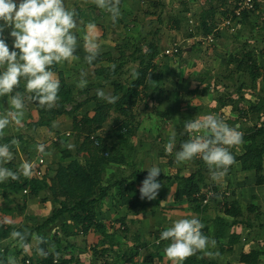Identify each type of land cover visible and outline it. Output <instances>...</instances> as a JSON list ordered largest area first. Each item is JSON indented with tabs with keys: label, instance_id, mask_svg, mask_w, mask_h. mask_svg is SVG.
Returning <instances> with one entry per match:
<instances>
[{
	"label": "rangeland",
	"instance_id": "374dc122",
	"mask_svg": "<svg viewBox=\"0 0 264 264\" xmlns=\"http://www.w3.org/2000/svg\"><path fill=\"white\" fill-rule=\"evenodd\" d=\"M255 2L256 9L260 13H256L253 17L249 16L241 27L231 29L222 25V21L231 13L229 11L235 5L230 0H120L121 15L115 23L110 19V14L96 7L92 0H65L66 7L75 8L78 13L79 30L76 31L78 38L76 53H78L80 48L79 43H83L82 52L84 56L87 54L84 50L83 36L86 25L92 22L97 25V35L101 44V53L98 57L101 58V61L96 65L88 66H81L79 61L64 62L62 65H58L57 70H54L61 83L73 89L75 99L62 108L64 111L52 119L51 125L40 124L41 114L36 102H30L26 104L21 124H11L5 129L4 135L13 134L16 139L22 137V140H18V152L14 153L16 165L19 166L23 160L30 161L31 158L41 154L37 151V145L41 143L46 145L44 153L45 171L49 166L54 168L59 166L58 163H61L60 157L63 151H67L68 155H70L62 162L64 164H68L74 158L79 159L84 164L86 162L96 163L97 159L99 160L100 152L86 138L85 134L77 135L74 132V119L75 117L80 118L87 113L93 114L99 101L96 95L97 89H103L106 92L110 91L114 95L115 89L110 81L106 79V74L116 68H113V66H120V61H124L123 66L120 68V80L122 84L129 86L135 77L127 72L123 75V72L128 67L130 69H138L140 63L134 64L133 58L146 51L150 43H154L159 50V55L154 59L153 64H157L159 72L163 71L165 74L162 81L163 89L166 92L160 94L158 90L154 97L142 93L143 102L141 103L138 100L135 106V112L137 111L138 113V120L140 119L138 122L141 123V127L135 130L136 135L130 138L127 145L121 146L116 136L108 138L110 130L116 129L113 111L110 112L111 117L105 125L103 136L108 146L112 147L111 150L117 158L125 159V162L118 166L123 170L120 176L131 175L135 169L147 171L146 169L153 165L158 166L161 173L163 172L167 176L172 174L174 176L185 175L196 171L198 166L201 165L199 156L190 162L181 164H177L175 161V151L178 150L181 144L180 141L185 142L192 135L184 130V122L189 119H203L206 115L215 114L224 119L230 127L243 131L247 125L243 127L240 121L243 117L238 119L240 117L239 114L243 109L247 110L251 102L258 101L257 95H259L260 89L262 90L261 93H264V80H259L260 83L256 85V88L250 89L252 87L250 86L251 78L248 68L245 71L246 75L237 74L236 72L232 73L233 70L237 69V64L240 63L239 58L235 54L243 48L250 50L253 47L252 45H255L260 53V58L264 61V4L258 0H255ZM202 13H206L205 19H203ZM258 16L263 17V19L260 21ZM203 20H206L211 25H216L213 30L216 41L213 44L207 45L203 43L202 36L205 26ZM259 25L261 28L257 29ZM9 31L10 29H7L4 36L7 38V43L11 50L12 38L8 36ZM81 39L83 42H81ZM175 44H178L181 48L178 54L165 55L163 53L166 48L173 47ZM81 71L88 73V83L83 89L77 86ZM231 74H233L232 77ZM227 75H230V79L226 78ZM149 81L151 85L156 82L155 79ZM225 83L230 85L228 89L225 88ZM232 84L234 85L233 87ZM20 89L19 91H24L23 81ZM206 89L208 91L204 92ZM209 93L212 95L211 98L217 102L222 97L224 102L227 103L226 107H221L220 104L212 101V99L210 101L207 98ZM242 97L245 98L241 99ZM159 98H162V100L160 101ZM233 101L236 102L234 103ZM8 107L7 100H4L0 103V113H3ZM57 107L56 105L54 108ZM44 109L47 110L45 112L47 113L46 116L50 117L54 114L53 110H51L52 108ZM69 111H74V114ZM255 121L254 118L252 120L249 118L247 127L254 125ZM54 123L57 125L56 127H53ZM172 131L176 133V149H174L172 154H168L165 150V145ZM67 133L71 135L66 138ZM58 134L63 135L60 147H57L56 143L53 142V137ZM68 143H72L74 148L69 150L66 146ZM114 170H117V167L107 170L103 175L107 179ZM234 170H231L230 174L232 175L229 174L228 177L220 181L225 182V184L222 183L224 184L222 189L226 191L228 179L233 183V187L239 186L238 183L244 184L242 186L243 190L237 193H241L242 196L244 216L253 218L255 227L246 228L245 225L243 226V231L241 230L244 237L243 241L247 243L253 236L257 240L249 245V249L261 247L264 250V227H260V224L264 225V198L261 196L264 193L263 190L254 186L258 177L264 176V171L263 174H257L252 171L243 173L236 169ZM233 175L235 180L230 177ZM204 177L208 184H212L213 181L209 173H204ZM166 181V177L160 180L162 184L161 193L167 198H172L175 195L176 183L172 182L171 186L163 188ZM235 183H237V186H235ZM46 197H48V191H43L39 196H34L33 194L25 195L27 203L29 200L32 201L25 211L17 212L16 223L29 229L39 227L57 209L47 205ZM160 201L159 199L154 200L150 205L153 209L149 210V217L144 220L147 225L153 223L149 218L155 211L154 209H158L156 207ZM212 203L214 204L213 200L210 199L208 204ZM250 204L260 205L261 207H258L257 211L251 212L249 211ZM94 208L96 209L94 211L98 215H104L105 219L113 220L112 215L114 213L117 214L113 210L114 206L111 202L107 206L96 204ZM109 208L111 211L106 212ZM134 220V223L124 224L127 229H123V226L121 228L118 226L119 246H112V251L107 252V255H105L111 264H132L129 261V255L126 257L117 256V253L120 251L127 255L126 253H130L131 249L136 245L140 236L142 220L138 218ZM56 224L59 226L58 230H55L57 225H53L37 232L35 235L38 234L45 237L48 241V248L51 245H55V251L60 248V255H65L68 251L71 252L69 259L79 260L76 264H84V262L97 264L93 261H88V256L84 251L89 250L92 256H101V250L104 247L103 243L98 242L99 247L96 250V247L92 245L94 238H86L82 234L72 236L70 242L67 243L65 233L61 232L63 227L61 220L57 221ZM159 229L156 233L159 232ZM70 233L71 231L68 232V234ZM141 236L142 239L146 238V234ZM32 243L33 241L30 245H33ZM9 245V255H18L20 247L11 237L3 241L0 247ZM31 250V253H33L35 247H31ZM147 253L144 255H147ZM238 253L219 255L221 257L219 261L221 263L231 262L234 264V262L238 261V257L236 258ZM30 257H33V254L24 256V259ZM143 258L141 260L142 263L151 264Z\"/></svg>",
	"mask_w": 264,
	"mask_h": 264
},
{
	"label": "trees",
	"instance_id": "16d2710c",
	"mask_svg": "<svg viewBox=\"0 0 264 264\" xmlns=\"http://www.w3.org/2000/svg\"><path fill=\"white\" fill-rule=\"evenodd\" d=\"M234 5L233 7H235ZM234 9V8H233ZM232 9V10H233ZM230 10L229 12H232ZM206 13H202V16L205 19ZM249 17L248 11L243 12V18L247 21ZM204 33L202 37L213 34V30L216 25H211L203 20ZM247 47V45H246ZM246 50V51H245ZM189 53V52H188ZM159 55V50L154 43H150L149 47L143 53L136 55L133 58L134 64L137 62L140 63L138 69H130L129 67L125 73L133 72L138 73V77L132 81L129 86L122 84L120 80L121 67L124 64V61H120V66H115L114 70L109 71L106 74V79L110 81L113 85L115 92L114 95L119 96L120 99L114 103L109 104L104 100L99 99L96 108L93 111V114H84L80 118L75 117L74 119V132L78 134H85L86 138L96 146L100 152L99 160L97 159L96 163L86 162L85 164L77 158L69 161L68 164L62 163L68 158L67 151H63L62 156L60 157L61 163H58L56 167V173L50 179H47L48 172L45 171L42 177L36 176L34 174L31 177L25 178L21 175L19 180L13 181L8 179L7 181L0 183V244L11 237V232L13 230L23 231L27 229L30 233L35 235L37 232L52 227L57 223L59 218L63 215H69L71 221L64 224L62 231L66 235L67 243L70 242V238L77 236L76 232L77 226H80L85 233H88L90 229H94L99 234H104L108 241L119 246V238H116L112 234L106 232V224L98 218L97 213L94 211V205L108 197L113 193L114 188H117V196L119 198L118 203L131 210H135L140 201V193L136 188L137 183L141 182L147 176V171H141L140 169H135L131 175H121L123 170L118 166L125 162V159H118L117 156L111 150L112 147L108 146L106 139L103 136L105 130V125L110 120V112L113 111L115 115L114 126L116 129L110 130L108 133V138H113L116 136L121 144V146L127 145L130 141V138L135 136V130L141 127V123L138 122V113L135 112V106L137 101L143 102L142 93L150 97H154V94L160 91V94L165 93L163 89V75L164 72H159V67L156 64H153L154 59ZM240 63L237 64V69L233 70L232 73L239 71L244 72L246 68L249 69V76L251 78L250 86L254 89L258 84V79L261 77L264 79V65H261L257 56L254 52L243 48L237 54ZM101 61V58L98 57L96 61L93 62L94 65L98 64ZM118 62V61H117ZM58 65L54 67L53 70H57ZM233 74H231L232 77ZM245 75V74H244ZM227 79H230V75H227ZM155 79L156 82L151 85L149 80ZM226 84V83H225ZM234 85L232 84V87ZM230 87L229 84H226V89ZM237 88V87H236ZM19 90H21L19 88ZM85 90V89H84ZM246 90V89H245ZM208 90L206 89L207 92ZM257 95L258 101L251 102L250 107L239 114V118L242 122L243 127L248 126L249 118L256 120L254 125L250 127H245L244 130H240L243 133V143L245 152L242 155H234L233 149L231 148L232 154L235 156V162L240 161L244 170L255 169L257 174H261L264 169V93ZM244 96V95H243ZM245 97H242L243 99ZM75 95L73 89L68 87L66 84L61 83V88L59 92V101L57 103V108H52L54 114L52 116H46L45 110L38 103H36L37 108L41 114V120L39 121L41 125H51L52 119L56 115L61 114L62 108L67 103L74 101ZM161 101L162 98H159ZM234 102V101H233ZM232 102V103H233ZM236 102V101H235ZM234 102V103H235ZM218 103L221 107H226L227 103L224 102L223 98L218 99ZM139 108V106H138ZM77 110V108H76ZM66 112V111H65ZM71 114H74V111H69ZM165 116V115H164ZM263 122V123H261ZM237 123V121H236ZM242 127V128H243ZM103 132V133H102ZM59 135V134H58ZM13 138H16L12 135H3L0 137V143H9ZM67 138V137H66ZM17 140H22V137H19ZM53 141L56 143L57 147H60L61 141ZM66 141V140H65ZM183 143V141H180ZM12 151L18 152L17 148H13ZM43 157L44 154H39ZM37 155L36 157H38ZM36 157L31 158L30 160L35 159ZM45 158V157H44ZM201 165L198 166L196 171H193L190 174L185 175H176L175 177L167 176L165 173H160L158 180L160 181L163 178H167L168 182H171L174 178L178 183V187L175 191V197L177 200L188 199L191 209L197 213L199 216L204 215L205 209L204 200L207 197L206 192L210 189L214 190V195L211 199L216 198L219 195V190L215 184H208L205 181L204 173H209L207 165L201 159ZM46 165V164H45ZM13 170H16L19 166L16 165L15 160L5 165ZM117 167V170L110 173V176L106 179L103 174L109 169H114ZM45 169V166H44ZM204 172V173H203ZM172 177V178H171ZM112 179V180H111ZM115 179V180H114ZM258 183H264V176L258 177ZM27 189L30 192L24 193V190ZM43 191H48V197L45 200H53L60 204V207L53 211V213L48 217L39 227L37 228H27L25 226H20L17 223L10 220V216L16 212H23L27 209L28 203L25 198L27 194H33L34 196H39ZM197 193H200V196H197ZM209 205V204H207ZM206 205V206H207ZM260 205L252 204L249 207V211L255 212L258 210ZM224 215H218L213 220V236L216 239H224L225 243L220 246V255L224 253H232L235 243L240 240L239 235L236 233H231V229L236 225H247L254 226L253 218L244 216V211L242 210V205L239 201H230L224 204L223 210ZM7 220L9 223H4ZM263 225L261 224L260 227ZM208 226L204 227L202 231L205 235L208 236L206 232L209 231ZM71 231L70 234L68 232ZM117 237V236H116ZM16 242V241H15ZM32 242L31 236L28 239V243ZM165 241H162L158 247H156L155 252H149L147 255L143 254L141 249L148 247L149 243L142 241L140 239L136 245L131 249L130 253H124L118 251L117 256H130L132 264H138L142 258L149 263L155 262L156 258L162 259L164 253L159 249L164 244ZM17 243V242H16ZM18 245V244H17ZM46 251L49 250L48 244L41 245ZM144 247V248H143ZM9 246L0 247V264H7V258L9 253ZM24 249L20 247V252L22 253ZM60 248L56 252L59 253V258L55 257L52 254H49L47 258L40 257L34 253V256L30 258V262H27L28 259H24L22 264H70L73 261L72 259L65 258V255H60ZM107 251V250H106ZM106 251L104 253H106ZM19 252V253H20ZM122 253V254H121ZM264 255L263 249H252L248 253H242L241 261L245 264H262L263 261L261 256ZM139 256V261L136 262L135 259ZM220 256L216 259H207L202 256H192L183 262V264H222L219 262ZM70 260V261H69ZM104 264H111L106 261ZM225 264H233L231 262Z\"/></svg>",
	"mask_w": 264,
	"mask_h": 264
},
{
	"label": "clouds",
	"instance_id": "9594fccd",
	"mask_svg": "<svg viewBox=\"0 0 264 264\" xmlns=\"http://www.w3.org/2000/svg\"><path fill=\"white\" fill-rule=\"evenodd\" d=\"M98 7L110 14L113 23L121 15L120 0H92ZM10 29L8 36L12 38L11 50L4 33ZM78 13L75 8H68L65 0H0V97H7L9 107L0 113V137L11 124L20 125L26 104L36 102L41 107L51 109L59 101L61 81L53 70L56 65L78 60L76 55L78 38ZM84 57L88 65H92L101 53V44L97 35V25L89 22L83 36ZM115 66H113L114 68ZM88 73L81 71L77 86H87ZM134 77L138 73L133 72ZM24 91H19L21 82ZM99 99L109 104L116 103L120 97L110 91L97 89ZM57 125L54 123L53 127ZM184 130L192 135L179 145L175 151L177 164L190 162L200 157L207 165L212 181H221L235 163L231 148L243 143V133L230 127L224 119L215 114L203 119H189L184 122ZM176 133L172 131L165 150L172 154L176 149ZM19 141L13 138L9 143H0V183L11 179L19 180L33 175L34 165L23 160L16 170L5 165L14 159L13 148L18 149ZM67 148H74L68 143ZM46 145H37V151L45 153ZM147 176L139 187L140 199L155 200L162 187L158 176L161 170L151 166ZM4 223H9L5 220ZM205 225L196 216L175 219L170 227L160 233L159 240L169 241L164 249L165 256L171 264H183L189 257L198 252L216 258L219 252L209 250L216 248V240L205 235ZM12 240L25 250L35 247L37 255L47 258L49 254L59 258L55 245L45 250L41 245L48 241L41 235H33L27 229L13 230ZM31 236L33 245L28 243ZM7 264H17L14 256L7 258Z\"/></svg>",
	"mask_w": 264,
	"mask_h": 264
},
{
	"label": "crops",
	"instance_id": "0c3cea01",
	"mask_svg": "<svg viewBox=\"0 0 264 264\" xmlns=\"http://www.w3.org/2000/svg\"><path fill=\"white\" fill-rule=\"evenodd\" d=\"M259 13H260V11H259ZM253 16L254 15H252V17ZM258 18H260L259 19L260 21H261V19H263V17H260V16H258ZM263 27H264V23H263ZM260 28H261V26L259 25V27H257V29H260ZM81 42H83L82 39H81ZM82 44L83 43H79L80 48L78 49V53H76V55L79 57V59L78 60H73V61L81 62L80 63L81 66H88V64L84 60L85 56H84V54L82 52L83 51ZM252 46L253 47L250 50L252 52H254L255 56L258 57L260 64L264 65V61H262V59L259 56L260 53H259L258 49L255 47V45H252ZM239 73L243 74V75L244 74L246 75V72L244 73V72L239 71L237 74H239ZM262 76L259 77L258 84L260 83L259 80H264L262 78ZM246 81H247V79H246ZM205 96H207V95H205ZM211 97H212V95L209 93L207 98L210 100V99H212ZM4 100L5 101L7 100L6 96L5 97H0V103H2ZM212 101L218 103L215 99H212ZM233 152H234V155H242V154H244V152H245L244 143L234 147ZM234 169H236L237 171H241L243 173L245 171H247V172L252 171V172L257 173L255 169L244 170L243 167H242L241 162L240 161H236L232 166H230V168L228 170V173H227V175L225 177H228V175L232 171H235ZM46 170L48 172L47 179H50L56 173V168H54V167H50L49 166V167H47ZM263 171H264V169H263ZM263 171H262V174H263ZM176 173H178V172H176ZM230 175H232V174H230ZM169 176L175 177L176 175L174 176L172 174V175H169ZM230 177L235 180V176L234 175L230 176ZM141 182L137 183V185H136L137 189H139V187L141 186ZM172 182L176 183V187H175V191H176V189L178 187V183L175 180V178L171 182H168V179H167L166 183H164L163 188L165 186H167V187L171 186ZM222 183L225 184V182H220V181L219 182H215V181L212 182V184H215V186L218 188L219 195L216 198L212 199L214 204L212 203V204H209L207 206L204 205V207H207L205 209L204 215H200L199 216L197 213H195L191 209V206H190V203H189L188 199L177 200L175 195L172 198H167V197L163 196V193H161V189H160L159 190V194H158V196H157V198L155 200L159 199V201H160L162 199V201H160V203L157 204L156 208H158V209H154L155 211L153 212L152 216L150 217L151 219L149 218V220H152L153 223L147 225V223H145L144 220H145V218L149 217V210L153 209V207H151L150 205L153 203L154 200L148 201L147 199H145V200H141L140 199L137 208L135 210H131V208H128L127 206H124V205H121V204L118 203L119 198L117 196L118 194H117V188L116 187L114 188L112 194H110L108 197H106L103 200H101V201L96 203V204H100L101 206H107L111 202L112 205L114 206L113 210H115L117 212V214L114 213L112 215L113 216L112 217L113 220L105 219L104 215H98V214L97 215H98V218L103 220V222L106 224V232L109 233V234H112L114 236L116 234L117 237L115 236V240H116V238H119V235H118L119 232L117 231L118 226H120L119 228H121L123 226L122 227L123 229H125V228L127 229V227L124 224H126V223H134V221H135L134 219L135 218H138V219L142 220V227H140L141 230H140V233H139L140 236L137 239V242L140 239H142V236H141L142 234H146V238H143L142 241L149 243V245H148V247H146V249L144 247H143L144 248L143 250L141 249L143 257H144V254L146 252H148V253L149 252H155L157 250L156 247H158L160 245V243L162 242V241L160 243L156 242V240L159 239V237H160V233L163 230H165L167 227H170L172 222L175 219H178V218H191L192 216H196L197 218H199L201 220V222L205 225V227H206V225L208 226V224H209L210 228H209V231L206 232V233L208 234V236L210 238L216 240V248H214V249L210 248L209 250L214 251V252H220V246L225 243V240L223 238L222 239L214 238L213 233H212V231H213V224H212L213 220L218 215H224V212L222 210H223L224 204L227 201L230 202V201H233V200L234 201L237 200L242 205L241 193L238 194L237 192H240V190H243L242 186L244 185L243 183H238L239 186H240L239 187V186H237V183H235V186H237V187H233L232 186L233 183H231L230 179H228L227 187H226L227 189H226V191H223L225 189H222L223 185H224ZM172 186H175V185H172ZM254 186H255V188L258 187L260 190H263V193H264V183L260 184V183L256 182ZM252 188H254V187H252ZM261 196H262V198H264L263 194ZM31 201L32 200L28 201V206L31 203ZM46 203H47L48 206H51L52 208H57L58 209L60 207V204L58 202H55V201L50 200V199H48L46 201ZM251 205L252 204H250V206ZM94 210H96V209L94 208ZM110 211H111L110 208L108 210H106V212H110ZM16 218H17V212L10 216V220H13V222H15V223H16ZM106 218H108V216H106ZM59 220H61L62 224L64 225V224L68 223L69 221H71V218H70L69 215H63V216H61L59 218ZM54 225H57V224H54ZM243 226H244L243 224L236 225V226H234L231 229V233H236L240 237V240L237 243H235V245L233 247V252L230 253L232 255V254H234L236 252H239L238 255H236V258L238 257V261L234 262V264H245L244 262L241 261V255H242V253H248L249 251H251L252 249H249L250 248L249 245L252 242H254L255 240H257V239H255V237L251 236V238L247 242L249 244L244 243V241H243L244 240L243 233H241L243 231ZM58 227L59 226L57 225L55 227V230H58L59 229ZM245 227L246 228H253V227H255V225L252 226V227L245 225ZM262 227H264V225ZM158 229H159V232L156 233V231H158ZM76 232H78V235L82 234L83 236H86V238L88 237V238L91 239V237H93L94 238V240H93L94 243H92V245L96 247V250L99 247V243H103L104 244V247L101 250V254H102L101 256L100 255L92 256L90 254L89 250L88 251H86V250L84 251L85 254L88 256L87 257L88 261H93V262H95L97 264H104V262H106L105 260H107V261L109 260V259H106L105 255H107L106 254L107 252H111L112 251V246H115V245L111 244L108 241V238L104 237L105 236L104 234H99L94 229H90L88 231V233H85L84 230L80 226H77ZM95 240H97V241H95ZM168 243H169V241H165L164 244L159 249L162 253H164V249H165V247L167 246ZM96 244H98V245H96ZM152 248H154V249H152ZM258 248L261 249V247H258ZM31 251H32L31 249L30 250H25L24 249L22 253L20 252L18 255H15L14 257H15V259L17 261V264H22L23 263L24 256L26 257L27 255H31V254H33V256H34L35 251H33V253H31ZM105 251H106V253H104ZM66 254L67 255H65V258L69 259L70 256H71V252L68 251V252H66ZM9 256L10 255L8 253V257ZM196 256H202V257H205V258L210 259V260L218 258V257L210 258V257H207V256L203 255V253H200V252H198L196 254ZM230 257H232V256H230ZM30 258H32V257H30ZM30 258H27V259H30ZM138 258H139V256L135 259L134 262H136L137 260L139 261ZM261 259L263 261L264 255L261 256ZM78 261L79 260H75L74 261V259H73V262H71V264H76V262H78ZM117 261H118V257H117ZM219 262L221 263V261H219ZM161 263L162 264H171V261H169L167 259V257L165 256V253H164V257L162 259L156 258L155 262H153V263L151 262V264H161ZM84 264H90V263L84 262ZM122 264H127V263H122ZM128 264H130V263H128ZM222 264H225V263L222 262ZM262 264H264V262Z\"/></svg>",
	"mask_w": 264,
	"mask_h": 264
},
{
	"label": "built area",
	"instance_id": "2783aa9c",
	"mask_svg": "<svg viewBox=\"0 0 264 264\" xmlns=\"http://www.w3.org/2000/svg\"><path fill=\"white\" fill-rule=\"evenodd\" d=\"M234 2L236 5L234 9L232 10L231 13H229L224 20L222 21L223 27L227 28H235V27H241L244 23L245 20L243 18V12L248 11L249 16L255 15L256 13H259V10L256 9V2L255 0H230V2ZM259 2L264 4V0H258ZM244 20V21H243ZM216 41L214 34L208 35L203 37V43L210 45L213 44ZM181 51V48L178 44H175L173 47L166 48L163 53L165 55H174L178 54ZM264 120V119H263ZM70 133L66 134V137L70 136ZM63 135H56L53 137L54 141L59 140L60 138L62 139ZM30 162L33 163L34 165V174L38 177H42L45 173V158L42 155H39L33 160H30ZM30 191L25 189L24 193H29ZM214 190L210 189L206 192V198L203 202L204 205H207L211 199V197L214 195ZM197 196H200V193H197ZM159 239L156 240V242ZM27 262H30L28 259ZM138 264H143L142 261H140Z\"/></svg>",
	"mask_w": 264,
	"mask_h": 264
}]
</instances>
